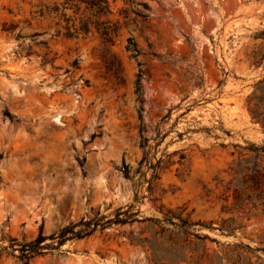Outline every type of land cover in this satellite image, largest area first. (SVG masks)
<instances>
[{
	"label": "rangeland",
	"instance_id": "1",
	"mask_svg": "<svg viewBox=\"0 0 264 264\" xmlns=\"http://www.w3.org/2000/svg\"><path fill=\"white\" fill-rule=\"evenodd\" d=\"M62 1L0 0V264L81 219L30 264H264V184L237 171L264 144V0H107L112 43L57 33Z\"/></svg>",
	"mask_w": 264,
	"mask_h": 264
},
{
	"label": "trees",
	"instance_id": "2",
	"mask_svg": "<svg viewBox=\"0 0 264 264\" xmlns=\"http://www.w3.org/2000/svg\"><path fill=\"white\" fill-rule=\"evenodd\" d=\"M146 7V3L142 2ZM56 14L58 16L57 25L61 28L57 33L62 34L68 38L84 37L91 32H97L105 42L112 43L113 37L118 34L120 29L119 21L112 20L111 9L107 0H63L60 6L56 5ZM70 10L71 13H67ZM43 15V11L40 13ZM125 49L130 51L131 56L137 57L140 53V48L131 37L127 38ZM263 58V56H262ZM256 65L258 61H254ZM141 63L138 62V65ZM142 71L139 70L135 79V92H140V78ZM246 109L254 122H257L264 131V75L258 79L253 85V89L246 97ZM138 117L140 119L139 132L142 135V115L139 110ZM254 155L249 159H244V162H251V165H243L241 161L238 162L239 167L237 171L243 174V178L250 180L252 184H264V165L261 164L260 159L264 157V144L261 146H253ZM124 173L128 175L127 167H124ZM131 205H129L130 207ZM127 211L117 212L126 214ZM99 219L79 220L75 223H69L63 226L57 233L50 235V238L55 239L56 242L52 244H44L46 238L42 235L41 230L38 235L29 241H21L15 243V239H11L9 247L14 251L17 250L16 257L22 264H30V259L40 255L45 247H55L62 244L67 239H78L90 235L96 228ZM108 221H111L110 219ZM117 222H124L116 218ZM80 227V228H77ZM46 245V246H44Z\"/></svg>",
	"mask_w": 264,
	"mask_h": 264
}]
</instances>
